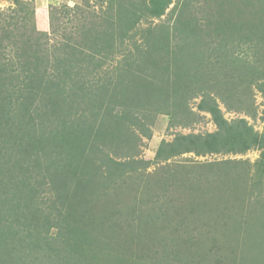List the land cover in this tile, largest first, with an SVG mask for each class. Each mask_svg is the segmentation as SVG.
Instances as JSON below:
<instances>
[{
	"label": "rangeland",
	"instance_id": "1",
	"mask_svg": "<svg viewBox=\"0 0 264 264\" xmlns=\"http://www.w3.org/2000/svg\"><path fill=\"white\" fill-rule=\"evenodd\" d=\"M211 3L0 0V264H264V0Z\"/></svg>",
	"mask_w": 264,
	"mask_h": 264
},
{
	"label": "trees",
	"instance_id": "2",
	"mask_svg": "<svg viewBox=\"0 0 264 264\" xmlns=\"http://www.w3.org/2000/svg\"><path fill=\"white\" fill-rule=\"evenodd\" d=\"M13 1L14 2H18L19 0H13ZM151 1H152V4H153V7H154V10H153L152 13L155 14V15H157V16L161 15L162 14V11L170 3V0H151ZM210 2H212L211 3L212 5L213 4H217L218 6L221 7L222 4L224 3V0H208V4H210ZM243 4H246V3L244 2ZM215 10H217V9L214 7L212 11H215ZM254 31H255V29L254 28H251L250 32L248 33L250 35V37H253L252 35H255L253 33ZM238 33H239V31L237 32V34ZM249 35H246L245 33H242L241 32L238 39H235L236 36L233 37V39L237 41L236 44H230V43L227 42L226 43L227 46H224V47L225 48L227 47L229 50H236V47L238 48V47H241L242 45H245L246 43H248L245 40V38H247ZM201 106H203V104ZM209 110H210L209 112L214 113L215 111H219V108L215 104ZM217 118H218L217 119V122H218L219 125H220V121H223V123H225V121L221 117H217ZM239 121L240 122H243V120H239ZM237 127L238 126H235L234 129H238ZM216 132H217L216 133L217 135H218V133L221 134V131L218 132V130H217ZM210 136H211V138H215L216 135H210ZM185 137L186 136H183V138H185ZM256 140H257V138L254 139V141H253L254 143L252 145L255 144ZM205 145H206V147H209V150H212V151L215 150V148L212 147V144H211L210 141H208V139H207V142H205ZM242 148H243L242 150H244L247 147L244 146ZM185 150H188V151H185ZM185 150L181 151L180 153L190 152L191 151V149H185ZM196 151H197V153H200L199 151H201V150L200 149L199 150L197 149ZM2 226L4 227L5 224H3ZM8 229H10V228L9 227H5V230H3L2 232L5 233V234H7Z\"/></svg>",
	"mask_w": 264,
	"mask_h": 264
}]
</instances>
